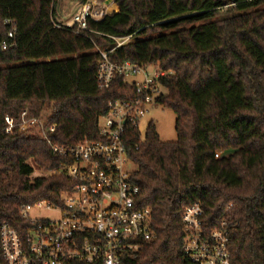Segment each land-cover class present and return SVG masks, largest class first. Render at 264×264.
<instances>
[{
	"label": "trees",
	"instance_id": "16d2710c",
	"mask_svg": "<svg viewBox=\"0 0 264 264\" xmlns=\"http://www.w3.org/2000/svg\"><path fill=\"white\" fill-rule=\"evenodd\" d=\"M113 4L81 30L57 22L58 0H0V224L23 227V205L59 204L73 186L55 174L67 161L30 133H8L5 117H40L48 104L53 142L74 146L98 139L109 103L135 97L122 78L99 89L100 51L167 73L156 104L176 116L174 143L153 123L145 142L132 134L137 203L151 210L156 239L129 264H187L182 215L195 204L206 230L231 226V264H264V0Z\"/></svg>",
	"mask_w": 264,
	"mask_h": 264
},
{
	"label": "built area",
	"instance_id": "2783aa9c",
	"mask_svg": "<svg viewBox=\"0 0 264 264\" xmlns=\"http://www.w3.org/2000/svg\"><path fill=\"white\" fill-rule=\"evenodd\" d=\"M87 12L86 8L80 10L67 26L78 23L81 30H86ZM128 40L118 41V46ZM99 53V89H110L116 78H122L136 93L133 99L109 103L98 124L97 140L60 146L50 137L56 125H49L43 115L28 118L24 111L19 123L5 117L8 133L14 129L30 133L67 161L55 174L71 180L73 186L62 193L59 204L43 200L23 205L19 210L23 227L0 224V264H129L156 239L151 210L137 203L140 191L132 179L129 145L133 133L145 142L149 127L143 129L146 112L156 104L161 93L159 79L167 73L154 67L150 74L149 66L130 62L115 65L107 53ZM139 75L144 77L141 83L127 82ZM33 210L52 211L57 217L32 219ZM203 218L199 204L183 212L184 260L187 264H231V226L222 221L208 231Z\"/></svg>",
	"mask_w": 264,
	"mask_h": 264
},
{
	"label": "rangeland",
	"instance_id": "374dc122",
	"mask_svg": "<svg viewBox=\"0 0 264 264\" xmlns=\"http://www.w3.org/2000/svg\"><path fill=\"white\" fill-rule=\"evenodd\" d=\"M114 5L113 0H88L85 6H81L76 0H58V5L56 7L57 22L62 25H68L73 21L80 10L88 7L87 14L94 20H101L104 16L109 15L112 12L108 11V8ZM148 72L152 74L154 72V67H148ZM144 81L143 75L136 77H131L127 79V82L141 83ZM52 107L46 104L43 108L42 115L48 118ZM153 123L156 127L157 133L160 140L164 143H174L177 141V134L175 130L176 116L169 110L165 109L158 104H153L148 107L146 112L145 123H143V129L146 126ZM32 219H47L56 218L57 213L48 210H33L31 212Z\"/></svg>",
	"mask_w": 264,
	"mask_h": 264
},
{
	"label": "bare ground",
	"instance_id": "6f19581e",
	"mask_svg": "<svg viewBox=\"0 0 264 264\" xmlns=\"http://www.w3.org/2000/svg\"><path fill=\"white\" fill-rule=\"evenodd\" d=\"M94 1H96V0H94ZM86 9H88V7Z\"/></svg>",
	"mask_w": 264,
	"mask_h": 264
}]
</instances>
